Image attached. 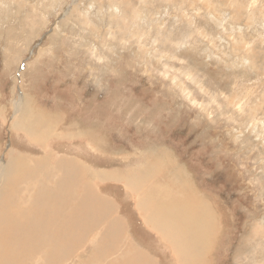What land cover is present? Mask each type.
Returning a JSON list of instances; mask_svg holds the SVG:
<instances>
[{
    "label": "rangeland",
    "instance_id": "obj_1",
    "mask_svg": "<svg viewBox=\"0 0 264 264\" xmlns=\"http://www.w3.org/2000/svg\"><path fill=\"white\" fill-rule=\"evenodd\" d=\"M203 1L211 2L0 0V175L8 176L0 191L9 187L20 194L19 169L33 164L40 175L50 176V184L64 178L66 187L83 176V186L59 194L74 203L78 195L88 198L93 187L103 194L105 180L97 173H122L135 159L156 157L164 149L176 167L178 160L184 162L199 178L212 199L207 200L223 212L220 238L224 232L228 242L215 254L216 262L259 264L264 257V242L257 243L264 232V0H227L228 7L216 0L211 10ZM223 13L231 16L229 21ZM245 53L253 59L246 60ZM30 102L36 118L44 117L46 128H55L46 133L45 143L30 139L28 118L20 124ZM53 116L57 124L51 122ZM41 156L46 161L34 164ZM67 158L73 161L69 168L62 164ZM185 168L179 167L188 178ZM111 204L115 223L126 225L115 200L108 199L105 206ZM23 205L20 199L6 201V210L17 217L16 208ZM139 210L142 217L144 208ZM103 219L95 226L79 220L82 229L74 231L83 239L64 235L44 255L33 246L49 245L48 233L22 231L7 226L9 219L1 221L0 264L7 255L11 261V254L19 259L11 264H112L118 251L113 245L105 249L104 240L115 233L118 241L122 232L112 233ZM65 241L76 246L65 248ZM170 247L181 264L175 244ZM144 255L145 264H155ZM127 257L123 264H131ZM27 258L32 260H21Z\"/></svg>",
    "mask_w": 264,
    "mask_h": 264
},
{
    "label": "bare ground",
    "instance_id": "obj_2",
    "mask_svg": "<svg viewBox=\"0 0 264 264\" xmlns=\"http://www.w3.org/2000/svg\"><path fill=\"white\" fill-rule=\"evenodd\" d=\"M215 1L216 0H211L210 2L208 0V2H210L209 4L203 1L201 5L207 8V10L208 9L211 10L213 3ZM221 1H223V3L225 4V1L227 0H221ZM234 9L235 8H233V10ZM237 11L241 12V8H238ZM224 15H225L224 21H227L228 19L230 20L231 16L229 17L228 13ZM212 20L217 25L221 24L220 21L219 23H217L216 21L217 19L215 20V18L213 17H212ZM223 25H224V22H223ZM260 26L262 27L261 35L264 36V22H262ZM263 44L264 43L262 41V45ZM210 56L211 55H209V52H208L206 53L205 57L206 58L209 57L208 59H210L211 58ZM245 59L246 60L253 59V57L251 58L247 53H245ZM217 61L220 62V60H217ZM23 98L24 97H21V100ZM26 105H25L24 112L20 118L21 120L20 124L23 122L24 119L28 118L31 122V124L27 126V131H28L27 134L30 137V139L36 143L37 142L45 143L44 139H46V133L47 132L55 133L54 131L55 128L54 127L46 128V120L44 119V117L36 118V114L32 110L34 105L31 104V102L27 107ZM19 107H21V104L17 105V108ZM51 122L53 124H57L56 123L58 122L57 116H53L51 119ZM233 133H236V132H233ZM235 136L233 135V137ZM48 139H50V137ZM168 152L164 149H161L160 151L157 152L156 157L150 158L149 161H147V165L142 170H138V171L135 170L134 172H130L127 175H125V173H119V172L112 173V172H103V171L97 174L98 176H100L101 181L103 179L108 182L115 181L119 183H125L126 187H128L129 189L132 188L131 191L135 192V194L137 195L138 201L136 202L139 205L138 207L139 209H142V208L151 209L152 207L155 206L153 209L154 211L143 212L142 217L146 225L152 228V230L157 231L159 235L163 238L162 240L167 245L170 246L172 243L175 244L177 251H178V255L180 257L179 259H180L181 264H205V260L209 259L208 258L209 254L212 252L213 248L216 247L215 246L216 239H217L216 237L220 229L219 216L214 209L215 207L212 206V204L207 200V198L206 200L202 198L204 196L203 194H202L203 196L202 195L200 196L196 192V190L192 187L193 184H191V181H189V179L186 177V174L183 173L181 169L179 168L178 169L180 170V172H178L179 170L177 171V173L173 172L175 174L173 176H170V180L173 178L171 181L172 183L171 187L177 190L174 193H177L178 191H180V193L178 192V194L176 195L181 196L179 194H182L181 196L182 202L178 204L174 203L175 201L173 199H176L177 197L176 198L173 197L172 192L167 191L168 189L164 190L165 191L164 196L167 195L168 202H171V201L173 202V203L171 202L170 205H168L165 202V200H163L162 198L158 199V200H161V203L156 202L155 199H157V194L153 198L154 192L156 193L157 190H161L163 188L162 185H159L156 183V181H158L157 176L161 174L160 172H158V170L166 171L168 170L167 169L168 166H172V165L176 167L175 163H173L174 160L172 159L171 155ZM153 156H155V154ZM21 159L24 160V157L21 156ZM49 159L51 160V157ZM74 160L77 161V159H74ZM45 161H46L45 157L41 156L39 157V159L36 160L34 164H42ZM72 162L73 161L71 159L68 160L67 158L65 161L62 162V164L63 163L65 164L63 165V167L69 168ZM78 164L79 166L84 167L82 163L78 162ZM52 168L56 172H61L57 167H52ZM19 171H20V177L17 181V185L22 187L21 193L19 194L17 192H13L12 189L9 187H7L6 191H3V190L0 191V223L1 221H5L9 219L12 221L11 224L7 225L9 227H14L15 229L19 228L22 231L25 227H27V230H26L27 232L40 231L42 233H48L49 238H52V241L49 245L42 247L38 245L37 243L36 245L33 246V250L38 252L40 255H44L45 253L50 252L53 245L58 243L64 235H66L68 238L75 236L76 238H74V240H80V239L82 240L83 239L81 238L82 236L74 231L75 229H78V230L82 229V225L80 223H77L79 220H82L83 222H86V223H92V225L95 226L97 224H100L101 221L104 220L103 218H106L107 224L109 222V225L113 228L111 232L113 233L115 230L121 231L123 239L119 238L118 241H114L113 239L115 235L114 233L109 241L104 240L106 244L105 249H108L110 251L114 246L116 251H118V257L117 259L113 261L112 264H123L122 262L123 259L127 257L128 254H130L128 250L132 248L133 246L131 242L132 240L124 236L127 233L126 225L118 226L115 223V216L117 215V213L112 208V204L110 205L108 209L105 206L109 197H106L105 195L98 193L99 189L97 191L93 190L94 188L93 187L90 189L88 198L89 196H91V194H94L95 196H92L90 200H87L88 198H86L85 195H82L84 197H80L81 195L80 196L76 195L77 197L73 199L75 201L74 203H72V198L67 200V198L65 199L62 197V194L60 196L59 194L61 191H65L66 188H70L71 186H75L76 188H78L77 186L80 185L83 179V176H79L76 179H73L71 184L65 187L64 182H63L64 178H59V179L51 178L53 183L50 184L49 181L47 182L50 176L40 175L39 169H37L33 164L28 168H20ZM35 176L37 177V180L33 181ZM90 177L88 176V178ZM96 178L98 179V177ZM7 179H8V176L0 175V182H5L7 181ZM44 185L46 187L45 188L46 192L44 191ZM84 186L86 185L84 184ZM86 189L85 190L83 189V192L84 191L86 192ZM83 192L81 193L83 194ZM63 194L65 193L63 192ZM74 195H73V198H74ZM58 197H59V200H58ZM18 199L22 200L24 205L21 209H19V207L16 208V210L18 211L17 212L18 216L14 217L10 215L8 211L6 210V201L11 203V202L17 201ZM52 200H57V201L53 203ZM85 203H86V206H84ZM67 204H71V205L69 206ZM70 211H72L71 212L72 214L69 213ZM72 217H74L73 220L72 221L69 220ZM98 218H101V219L97 221ZM0 226H3V225H0ZM31 227H34V229H32ZM118 228H121V229H118ZM90 232H93V231L90 230ZM262 233H261L263 235L262 237L264 238V232L262 231ZM262 237L261 239H257V243H259L260 241L264 242V239H262ZM254 238H257V237H254ZM94 243H97V238L96 240H94ZM253 243H255V239ZM63 246L65 248L66 247L72 248V247H75L76 244L65 241L63 243ZM121 247H124L125 251L121 252ZM171 249L173 250L172 247ZM125 252H128V254ZM93 253H95V251H93ZM122 253L123 255L120 256ZM213 253L214 252H212V254ZM260 254H262V252ZM10 256L12 257L11 258L12 260L9 261L8 259L9 255H7L5 257V260H6L5 264H11L13 261L19 260L14 254H11ZM130 258H131V255L127 257L128 263H130L129 262ZM145 258L146 257H143V259H141L140 261L136 260L137 262H135V264H145L144 263ZM42 259L44 261H48V259L46 258H42ZM21 260H23L25 263L27 261H31L32 259L27 258V259H21ZM257 260L259 259L257 258ZM261 261L264 262V257Z\"/></svg>",
    "mask_w": 264,
    "mask_h": 264
},
{
    "label": "crops",
    "instance_id": "obj_3",
    "mask_svg": "<svg viewBox=\"0 0 264 264\" xmlns=\"http://www.w3.org/2000/svg\"><path fill=\"white\" fill-rule=\"evenodd\" d=\"M176 157H178V156H176ZM149 158L150 157L139 158L141 161H138L139 159H135L133 161V162H135V164L132 167L126 168V169H122V170H119V171L122 172V173L133 172L136 169L140 168V166L142 165V161L143 160H145V159L147 160ZM177 164H178V166H177L178 168L180 166H183L185 168V166L183 165L184 162L180 163L179 160H178ZM175 169H171V170L168 169L166 172H163L161 174V176L157 179L159 181H156V183L159 184V185H162L163 188L161 190H157L156 191V193H155V196L157 194V199H155L156 202L161 203V200H158V199L162 198L163 200H165V202L168 205L171 204L172 201L168 202L167 195L164 196L165 195V191H164L165 189H168L167 191H171L172 194H173V197H175V198L177 197L176 199H173L175 201L174 203L178 204V203L182 202V200H181L182 199V197H181L182 194H179L181 196L176 195V194H178V192L180 193V191H178L177 193H174L177 190H175V189H173L171 187L172 183L170 181V174H172V172H174ZM185 170H186V172L188 174L187 175L188 178L192 181L194 189L199 194H200V192L203 193L205 198H208L209 196L207 194H205V192H203V190L201 189V185L198 184L197 180H199V178H196L194 176L195 174L192 173L189 169L185 168ZM110 172H113V171H110ZM190 174L192 175V177L190 176ZM103 188H104V190L102 191L103 194L105 196L109 197V199L111 198V199L116 201V203L118 204V207L120 209V214H121L120 218H122L126 222V227H127L126 236L130 240H132L131 242H132V245H133L132 248H130L128 250V252L131 255V258H130L129 262L131 264H135V262H137L136 260L140 261L141 259H143V257H146L144 255V254H146L149 258H151L155 262V264H179V261H176L175 258H174V253H173V250L171 249V247L169 245H167L162 240L161 236L156 235L154 231L150 230L148 228V226L145 224V222L143 221V219L141 217V212H140V210L138 208V204L136 202V201H138V198L136 196H133L131 194V192L128 189H126L123 185L117 186L114 182L105 181ZM161 191H162V193H161ZM159 192L161 193V195H160ZM213 202L216 203L215 201H213ZM215 205L217 206V204H215ZM216 210L218 212L217 214H218L219 220H220V229H219V232L217 233V237H216L217 238L216 239V243H215L216 247H214L213 250H212V252H214V253L212 254V252H211L210 253L211 255L209 254L208 258L210 260L206 259L205 260V264H206V262H207V264H215V263L218 264L216 262V260H215V254L218 253L219 251L223 252L224 247H225L224 244L226 242H228V239H226L225 241H224L223 238L220 239V235L219 234H221V231L223 230V217H224V215H223V212H221V210L218 208V206L216 207ZM146 211H151L152 212V210L144 208L143 212H146ZM223 234H224V232H223ZM223 234L221 235L222 237H223ZM122 251H125L124 247H121V252ZM128 252H125V253L128 254ZM122 255H123V253L120 256H122ZM213 257H214V261H213ZM208 262H210V263H208Z\"/></svg>",
    "mask_w": 264,
    "mask_h": 264
}]
</instances>
